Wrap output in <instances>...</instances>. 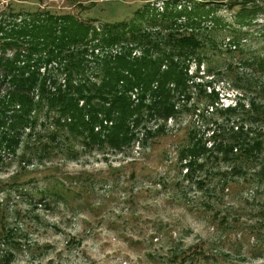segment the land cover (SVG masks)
I'll return each mask as SVG.
<instances>
[{"label":"rangeland","instance_id":"374dc122","mask_svg":"<svg viewBox=\"0 0 264 264\" xmlns=\"http://www.w3.org/2000/svg\"><path fill=\"white\" fill-rule=\"evenodd\" d=\"M165 3L193 5L191 0H0V9L71 13L99 30L111 22L150 28L146 18L157 17ZM208 6L212 12L199 28H179L204 38L206 60L197 74L212 81L223 106L234 104L235 80L246 100L264 99V69L243 63L264 60V12L240 25L233 16L238 7ZM229 61L240 80L233 73L216 75ZM195 68L192 62L187 73ZM207 125L181 112L167 119L164 137L121 152L82 149L73 141L74 156L55 141L40 157L26 134L14 153L0 150V218L7 232L0 248L12 254L8 264H264V181L215 176L198 187L195 181L204 174L190 180L179 171L177 147L186 129L204 140Z\"/></svg>","mask_w":264,"mask_h":264},{"label":"trees","instance_id":"16d2710c","mask_svg":"<svg viewBox=\"0 0 264 264\" xmlns=\"http://www.w3.org/2000/svg\"><path fill=\"white\" fill-rule=\"evenodd\" d=\"M191 1L189 9L167 8L165 3L157 17L154 13L146 18L150 28L111 22L98 30L71 13L0 9V150L14 153L26 134L40 157L55 141L74 156L73 141L82 149L121 152L164 137L167 119L187 112L209 124V134L203 140L186 129L176 155L185 178L204 174L195 181L198 187L204 179L227 175L262 183L264 99L246 100L235 80L234 104H220L212 81L197 74L206 60L204 38L179 28H199L212 4L238 7L234 19L247 24L264 12V0ZM192 62L196 68L187 73ZM243 63L264 69L262 58ZM234 67L229 61L216 75L233 73L240 80ZM260 90L264 93V85ZM6 233L0 218V243ZM196 256L207 259L203 252ZM11 257L0 248V264H8Z\"/></svg>","mask_w":264,"mask_h":264}]
</instances>
